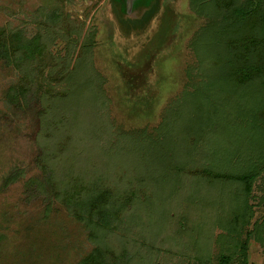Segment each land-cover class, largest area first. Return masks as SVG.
<instances>
[{"label":"rangeland","instance_id":"rangeland-1","mask_svg":"<svg viewBox=\"0 0 264 264\" xmlns=\"http://www.w3.org/2000/svg\"><path fill=\"white\" fill-rule=\"evenodd\" d=\"M196 2L161 0L137 26L118 18L110 0H0V29L41 35L46 49L35 63L0 57V264H81L100 246L126 251L127 264H218L235 236L225 220L236 186L197 174L227 171L219 157L241 145L264 147L250 107L264 85L209 80L219 64L196 44L222 15ZM126 78H136L133 86ZM20 85L29 89L26 100L11 103ZM196 91L213 114L198 134L186 128L193 106L184 98ZM165 119L178 127L167 128L178 134L169 144L155 131ZM142 130L150 137L137 138ZM157 141L165 155L151 153ZM50 173L60 186L95 180L115 199L133 196V204L112 229L92 228L56 200ZM169 192L164 219L154 208ZM250 196L248 264H264V165Z\"/></svg>","mask_w":264,"mask_h":264},{"label":"trees","instance_id":"trees-1","mask_svg":"<svg viewBox=\"0 0 264 264\" xmlns=\"http://www.w3.org/2000/svg\"><path fill=\"white\" fill-rule=\"evenodd\" d=\"M198 3H207L209 11L212 14L218 12V15L222 18L216 28L212 31L218 35V43L213 42V32L211 29L206 28L203 34V41H198L196 48L203 49L211 56L217 66V77L209 78L210 81L223 80L228 85L236 84L237 86L246 85H264V0H242V3L238 5V0H196ZM196 2V4H197ZM215 5V8L211 7ZM204 9V8H203ZM200 12V11H199ZM215 12V13H216ZM217 15V16H218ZM52 20H59V15H51ZM213 42V43H212ZM86 46V45H84ZM211 46V47H210ZM220 46V47H219ZM222 46V47H221ZM48 50V49H47ZM46 51L45 44L41 35H36L31 39L23 38L21 31H7V29H0V57L6 59L10 63L18 64V61L23 63L25 61L35 63L36 57L42 55ZM210 51V52H209ZM251 54L253 56H251ZM18 56H20L18 58ZM25 63V64H27ZM139 70L138 78H141V71ZM90 72V71H89ZM89 72L84 75L82 73V80L88 77ZM188 78H190L189 71L186 70ZM147 74H145L140 85H144ZM81 77V75L79 74ZM84 76V77H83ZM137 78V79H138ZM136 80V78L134 79ZM134 80H127L126 86H133ZM188 80V79H187ZM189 83V82H188ZM137 89V87H136ZM28 88L25 85L17 86V89L11 90L10 102L18 104L21 100H26ZM184 98H190L193 111L187 113L185 118L188 120V128L193 133L198 134L201 131L202 126L210 123L212 115L209 116V105H204L206 100H202L203 96L198 92H185ZM262 98V97H261ZM258 101H253L250 105L252 109V127L254 130H259L260 140L264 135V97ZM193 102V104H192ZM186 106V105H185ZM188 107V106H187ZM188 111L186 107L183 108ZM183 116L182 112H179ZM193 113V115H191ZM192 118V119H191ZM190 119V120H189ZM166 119L156 128L157 136L166 141L168 144L178 135H173L171 131H167V128L173 127L176 131L175 120H170L169 124ZM171 124V125H170ZM263 127L262 130L260 127ZM139 133L137 138L147 139L148 133L145 130ZM179 132V131H178ZM262 134V135H261ZM135 136L134 134H131ZM190 137V136H189ZM190 139V138H189ZM260 145L256 144V147L245 144L241 145L236 151L226 153L219 157V160H223L225 167L228 170L221 172H215L209 168H205L199 171L197 174L205 182L210 185L216 183H222L223 185H235L236 188L229 190L231 207L234 209L232 213H228L226 222L230 221L233 224L231 233L234 238L229 240L227 238L224 244L225 248L217 260L218 264H248V249L250 242V233L247 231V226L251 223L253 206L250 205V195L252 193L253 185L257 177L263 171L264 161V147L260 148ZM162 142L153 143V153L156 156L165 155L162 154L161 149ZM64 149V145L61 146ZM163 157V156H161ZM167 157V156H166ZM62 159V157H61ZM164 160V158H162ZM44 161H47L49 168L51 161L49 159V151L47 155L44 154ZM235 163L233 166L232 162ZM223 164V165H224ZM261 166V167H260ZM56 173L52 176L50 173L46 180L50 187L56 190V200L63 203L69 209L74 219H79L80 222H84L87 226L92 228H98L103 230L112 229L115 222L120 219L122 212L127 210L130 204H133V196L123 197L115 199L112 192L108 189L102 188L97 185V181L92 180L93 184L81 185L73 180L64 182L62 186L55 180ZM37 185L43 190L47 188V184L39 181H35ZM238 185V186H237ZM58 191V192H57ZM233 193V195H232ZM171 197L170 192L165 199L161 200L154 209H158L155 215L160 214L159 217L167 218L169 206L166 202ZM140 204V203H139ZM152 205V203L150 204ZM131 207V206H130ZM201 208V207H199ZM162 209V212H161ZM261 230L262 226L258 227ZM246 230V231H245ZM240 232V233H239ZM246 232V239H242L241 236ZM243 233V234H241ZM203 243L207 244L205 241ZM198 254L196 249L195 254ZM126 251L122 254H117L113 250L106 249L104 246L93 249L85 258L81 261V264H127ZM203 262L199 263L202 264Z\"/></svg>","mask_w":264,"mask_h":264},{"label":"water","instance_id":"water-1","mask_svg":"<svg viewBox=\"0 0 264 264\" xmlns=\"http://www.w3.org/2000/svg\"><path fill=\"white\" fill-rule=\"evenodd\" d=\"M115 15L123 21L143 26L161 0H110Z\"/></svg>","mask_w":264,"mask_h":264}]
</instances>
